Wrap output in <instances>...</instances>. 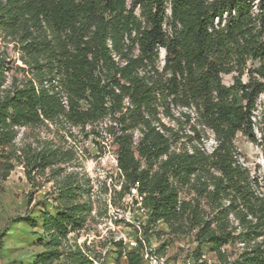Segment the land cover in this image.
Returning <instances> with one entry per match:
<instances>
[{
	"label": "trees",
	"instance_id": "16d2710c",
	"mask_svg": "<svg viewBox=\"0 0 264 264\" xmlns=\"http://www.w3.org/2000/svg\"><path fill=\"white\" fill-rule=\"evenodd\" d=\"M254 1L133 0L129 7L128 0H0V28L5 37L19 38L29 56L26 62L35 71L0 93V145H13L21 125L57 120L85 129L91 124L98 136L102 131L115 136L118 166L125 176L122 194L140 182L152 217L170 226L181 215H192V229L199 226L196 256L208 243L220 260L225 259L222 247L233 243L242 249L233 264H264V190L239 160L235 145L239 131L258 140L253 117L264 92V0L258 15L252 13ZM159 45L166 50L161 70ZM250 58L263 64L251 70L248 82L237 78L234 86H227L221 76L231 72L227 60L245 65ZM4 71L2 64L0 87ZM171 103L194 108L200 124L214 131L211 152L195 146L193 153L172 151L179 133L160 116H173ZM107 116L110 124L96 130ZM260 124L264 155V114ZM135 129L142 134L137 143ZM135 150L147 163L164 154L167 158L151 172L141 167ZM17 156L30 178L60 161L59 156L72 159L68 152L51 148L23 150ZM193 175L198 195L217 211L212 219L199 216L198 201L193 205L180 200L175 180L187 182ZM59 192L62 205L56 212L45 210L40 223L26 219L28 225L41 224L40 242L49 248L36 261L95 264L78 248L60 249L69 234L84 226L86 207L75 203L77 189L70 182ZM231 213L239 221V234L231 227ZM116 258L101 264H121L119 259L141 264L136 250L126 258L118 250Z\"/></svg>",
	"mask_w": 264,
	"mask_h": 264
},
{
	"label": "rangeland",
	"instance_id": "374dc122",
	"mask_svg": "<svg viewBox=\"0 0 264 264\" xmlns=\"http://www.w3.org/2000/svg\"><path fill=\"white\" fill-rule=\"evenodd\" d=\"M132 1L128 0L129 7H132ZM262 3L261 0H255L252 3L254 15H258ZM167 7L164 26L166 29L169 28L168 17L171 15L170 4ZM136 11L140 12L139 6L136 7ZM12 39L5 37V33L0 28V65L5 66L0 93L10 88L15 80L26 76L32 77L35 74L32 66L26 62L29 56L21 48L19 38ZM165 60L166 50L159 45L160 70ZM231 60V62L227 60L230 63L227 67L231 69V72L221 74L227 86H234L237 78L244 83L248 82L252 74L251 70L263 64L259 59L250 58L245 65L238 64L235 59ZM48 75L46 73L45 76ZM254 76L260 78L256 73ZM44 85L48 86L47 80L44 81ZM169 107L173 116H164L163 113H160V116L165 124L179 133V142L172 147V151L187 150L193 153L195 146L211 152L216 145L215 133L200 124L199 115L194 108L189 109L172 103ZM163 109L164 107L161 106L160 111ZM263 114L264 92L257 99V108L253 117L254 131L258 140L252 141L242 131H239L235 138L239 160L250 170L251 176L258 180L262 190H264V155L260 144L262 136L260 121ZM109 118L107 116L100 125H96V130H101V127L110 124ZM92 127L93 125L88 124L85 129H82L67 121L57 120L37 126L21 125L17 127V136L13 145H0V264H46L36 261L39 255L49 250L44 243L40 242L43 238V228L41 224L28 225L26 219L31 218L40 223V216L45 210L51 213L56 212L62 205L58 199L60 187L68 182L77 189L75 203L86 207L84 211L86 222L83 227L69 234L60 249L65 251L67 246H72L73 249L78 248L87 257L97 261L104 257L105 262H115L117 259L113 255L115 247L110 246L113 249L112 253L106 252L111 239H104L101 234L108 223L109 202L115 200V190L120 189L123 182L116 165L118 145L114 135L102 131L98 136L91 132ZM141 136V132L135 129L133 133L135 143ZM47 148L66 151L72 159L65 160L66 157L59 156L57 159L60 161H56L43 172L34 171L33 177L30 178L24 164L17 160V154L21 155L23 150L34 153L45 151ZM135 153L140 158L141 167L150 169L151 172L158 170L161 160L167 158L164 154L158 160L147 163L146 158L140 157L138 151L135 150ZM11 167L12 169H9ZM195 176L193 175L187 182L175 180L180 200L191 201L193 205L198 201L199 216L205 220L212 219L217 211L213 210L211 202L205 196L198 195L192 184L197 180ZM229 216L231 227H236L235 234H239L241 230L239 221L234 214L231 213ZM171 225H169V235L175 245L173 250L169 249L168 252L169 254L173 252L174 258L179 259L182 264H187L192 257L202 258L203 253L206 254V258H203L202 264H233L242 250L240 244L235 246L233 243H228L222 247L227 256L220 260L217 254L210 250L211 245L207 243L202 246L201 254L196 256L198 241L194 242L187 237L192 230V215L187 212L171 221ZM215 226L216 222L213 221L212 227L215 228ZM117 248L119 251L122 249L120 245H117ZM117 261L124 263V259Z\"/></svg>",
	"mask_w": 264,
	"mask_h": 264
},
{
	"label": "built area",
	"instance_id": "2783aa9c",
	"mask_svg": "<svg viewBox=\"0 0 264 264\" xmlns=\"http://www.w3.org/2000/svg\"><path fill=\"white\" fill-rule=\"evenodd\" d=\"M218 21V19H217ZM116 165L121 179L124 181L123 171ZM122 184L120 189L115 190V200L109 202L108 223L102 229L101 237L111 239L106 252L112 253L111 245L115 247L114 256H117V243L121 246L126 258V253L136 250L141 256V264H182L179 259L169 254V249L174 248V242L170 239L169 223L162 219L156 220L152 217V209L146 205V193L140 190V182L131 184L129 190L124 194ZM199 228H193L188 238L196 242V234ZM178 237V236H177ZM105 252V253H106ZM206 254L202 258H194L187 264H202ZM90 259L95 264L105 262L102 257L99 261ZM199 262V263H198Z\"/></svg>",
	"mask_w": 264,
	"mask_h": 264
}]
</instances>
